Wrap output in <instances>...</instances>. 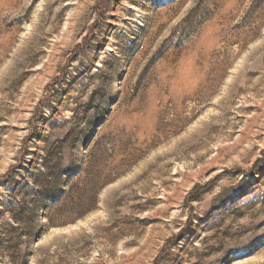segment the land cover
Listing matches in <instances>:
<instances>
[{"label": "rangeland", "instance_id": "obj_1", "mask_svg": "<svg viewBox=\"0 0 264 264\" xmlns=\"http://www.w3.org/2000/svg\"><path fill=\"white\" fill-rule=\"evenodd\" d=\"M0 264H264V0H0Z\"/></svg>", "mask_w": 264, "mask_h": 264}]
</instances>
